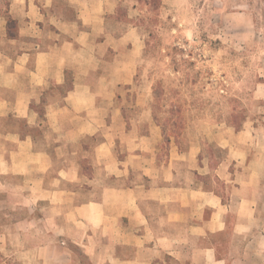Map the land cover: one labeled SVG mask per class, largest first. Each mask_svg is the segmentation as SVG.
I'll use <instances>...</instances> for the list:
<instances>
[{
	"label": "crops",
	"instance_id": "crops-1",
	"mask_svg": "<svg viewBox=\"0 0 264 264\" xmlns=\"http://www.w3.org/2000/svg\"><path fill=\"white\" fill-rule=\"evenodd\" d=\"M120 7L0 0L1 253L22 264H264V56L250 89L260 110L241 128L167 134L132 99L144 46ZM257 43L264 54V35Z\"/></svg>",
	"mask_w": 264,
	"mask_h": 264
},
{
	"label": "rangeland",
	"instance_id": "rangeland-1",
	"mask_svg": "<svg viewBox=\"0 0 264 264\" xmlns=\"http://www.w3.org/2000/svg\"><path fill=\"white\" fill-rule=\"evenodd\" d=\"M134 3L128 18L126 8ZM120 4V19L138 28L144 46L132 99L139 94L150 103L165 133L177 136L188 127L197 133L204 123L239 129L260 110L250 89L264 56L256 44L264 35V0H161L154 20L137 0ZM237 13L248 15V23ZM243 38L251 40L249 46L240 43ZM12 215L16 219L23 212ZM8 220L13 221L3 218ZM0 264L22 261L0 251Z\"/></svg>",
	"mask_w": 264,
	"mask_h": 264
},
{
	"label": "trees",
	"instance_id": "trees-1",
	"mask_svg": "<svg viewBox=\"0 0 264 264\" xmlns=\"http://www.w3.org/2000/svg\"><path fill=\"white\" fill-rule=\"evenodd\" d=\"M139 4H144L149 10L148 12L151 13L152 19L154 20L156 17V13L161 8V0H137ZM180 112V109L178 110Z\"/></svg>",
	"mask_w": 264,
	"mask_h": 264
}]
</instances>
